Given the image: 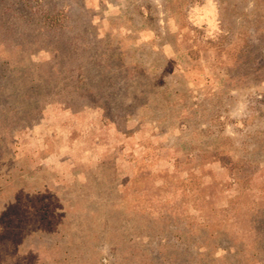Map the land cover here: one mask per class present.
I'll return each instance as SVG.
<instances>
[{"label":"rangeland","instance_id":"rangeland-1","mask_svg":"<svg viewBox=\"0 0 264 264\" xmlns=\"http://www.w3.org/2000/svg\"><path fill=\"white\" fill-rule=\"evenodd\" d=\"M0 264H264V0H0Z\"/></svg>","mask_w":264,"mask_h":264},{"label":"clouds","instance_id":"clouds-1","mask_svg":"<svg viewBox=\"0 0 264 264\" xmlns=\"http://www.w3.org/2000/svg\"><path fill=\"white\" fill-rule=\"evenodd\" d=\"M209 2H211V0H209ZM208 23H209V24H212V23H213V21L209 20V21H208Z\"/></svg>","mask_w":264,"mask_h":264}]
</instances>
